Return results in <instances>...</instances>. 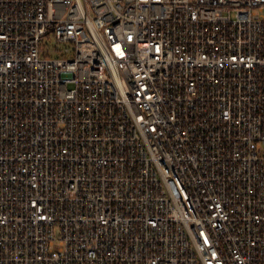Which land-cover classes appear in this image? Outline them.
<instances>
[{
    "label": "built area",
    "instance_id": "1",
    "mask_svg": "<svg viewBox=\"0 0 264 264\" xmlns=\"http://www.w3.org/2000/svg\"><path fill=\"white\" fill-rule=\"evenodd\" d=\"M0 264H264V0H0Z\"/></svg>",
    "mask_w": 264,
    "mask_h": 264
}]
</instances>
